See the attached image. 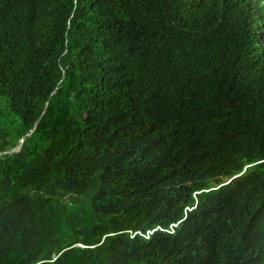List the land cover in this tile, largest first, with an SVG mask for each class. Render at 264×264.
Listing matches in <instances>:
<instances>
[{
	"label": "trees",
	"instance_id": "16d2710c",
	"mask_svg": "<svg viewBox=\"0 0 264 264\" xmlns=\"http://www.w3.org/2000/svg\"><path fill=\"white\" fill-rule=\"evenodd\" d=\"M0 264H264V21L0 0Z\"/></svg>",
	"mask_w": 264,
	"mask_h": 264
},
{
	"label": "clouds",
	"instance_id": "9594fccd",
	"mask_svg": "<svg viewBox=\"0 0 264 264\" xmlns=\"http://www.w3.org/2000/svg\"><path fill=\"white\" fill-rule=\"evenodd\" d=\"M240 1L242 4H244L247 8H249L252 12V15L257 17L258 19H261L264 21V0H238ZM258 164V163H257ZM255 164L253 165H250V166H246L243 173H241L240 175L238 176H235L233 178H225L223 180V183L222 184H219L218 186L216 187H213L211 190H217L218 188H220L221 186H224V185H227L229 183H231L235 178L243 175L246 170L249 168V167H252L254 166ZM210 190H204V192H208ZM177 225H173L171 228H170V233H173V229L176 227ZM150 234H152V231L150 232Z\"/></svg>",
	"mask_w": 264,
	"mask_h": 264
},
{
	"label": "water",
	"instance_id": "95a60500",
	"mask_svg": "<svg viewBox=\"0 0 264 264\" xmlns=\"http://www.w3.org/2000/svg\"><path fill=\"white\" fill-rule=\"evenodd\" d=\"M23 142H24V139H23V141H22V145L19 147V148H17V149H14L13 151H11V152H14V153H16V152H19V151H21L22 150V148H23ZM9 151H6V152H3V154H6V153H8Z\"/></svg>",
	"mask_w": 264,
	"mask_h": 264
}]
</instances>
